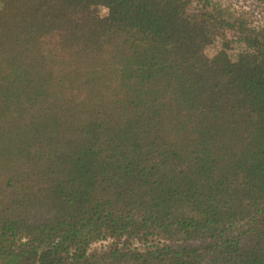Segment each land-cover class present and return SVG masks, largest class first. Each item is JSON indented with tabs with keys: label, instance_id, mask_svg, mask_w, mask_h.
<instances>
[{
	"label": "trees",
	"instance_id": "trees-1",
	"mask_svg": "<svg viewBox=\"0 0 264 264\" xmlns=\"http://www.w3.org/2000/svg\"><path fill=\"white\" fill-rule=\"evenodd\" d=\"M0 264H264V26L0 0Z\"/></svg>",
	"mask_w": 264,
	"mask_h": 264
},
{
	"label": "rangeland",
	"instance_id": "rangeland-1",
	"mask_svg": "<svg viewBox=\"0 0 264 264\" xmlns=\"http://www.w3.org/2000/svg\"><path fill=\"white\" fill-rule=\"evenodd\" d=\"M218 6H221L229 14L243 15L248 17L253 23L264 26V0H212ZM101 14L106 13L105 8L100 9ZM227 39L233 38L231 31L225 32ZM232 48L229 53L234 57L239 47L237 43L232 42ZM221 48V36L218 37L211 45L207 46L202 54L204 57H212ZM123 240V239H122ZM131 247L136 246L139 249H144L146 244H142L137 240L126 241ZM110 243V240L96 241L92 243L91 249L100 250ZM126 243V244H127ZM150 242H148L149 244Z\"/></svg>",
	"mask_w": 264,
	"mask_h": 264
}]
</instances>
